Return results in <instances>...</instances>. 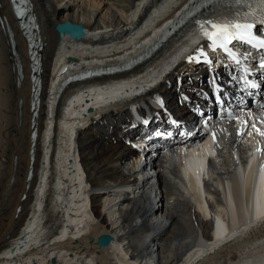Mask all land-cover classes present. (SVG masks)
Returning <instances> with one entry per match:
<instances>
[{
	"label": "bare ground",
	"instance_id": "bare-ground-1",
	"mask_svg": "<svg viewBox=\"0 0 264 264\" xmlns=\"http://www.w3.org/2000/svg\"><path fill=\"white\" fill-rule=\"evenodd\" d=\"M181 1L110 0L109 6H116L124 13L123 18L114 19L106 27L97 21H87L82 31L75 27L76 31L68 35L66 30L79 26L78 18L69 14L60 17L57 0H34L45 45L40 97L43 104L38 116L33 179L26 191L32 134L31 63L10 2L0 0V17L6 27L0 26V207L4 206L3 211L0 209V264H51L54 257L56 264H83L82 258L87 255L89 259L85 264H264V240L261 239H264V151H257L259 135L250 136L254 147L245 153L249 147L242 144L228 122L214 124L210 131L219 134L218 155L211 159L208 167L206 160L213 154L211 141L199 150L196 144L182 154L169 152L142 166L136 158L138 150L130 146L129 133L117 127L108 131L110 137L102 136L105 128H111L109 122L118 125L125 120L131 104L158 98L170 105L173 97L182 99L176 89L184 75L182 67L187 65L189 52L193 55L198 48L208 50V42L202 41L204 38L198 28L187 30L169 47L176 65L169 63L158 73L156 66L169 60L158 63L154 59L149 63L147 67H152L139 75L144 78L140 81L147 80L146 85L135 81L138 88L131 85L110 92L113 86L105 85L89 91L88 97L96 96L91 100L98 111H104L101 118L93 117L81 124L83 119H88L83 115L89 107L84 104L82 83L75 87L79 95L62 113L68 90L61 97L58 93L65 78L64 69L70 64L66 58L90 53L89 46L71 40L111 47L108 52L117 50L119 55L132 56L140 43L137 39L150 28L154 18L151 13L162 4ZM67 22L71 25L66 26ZM156 25L159 27L160 23ZM8 28L14 34L15 49ZM104 31L108 32L101 34ZM126 41L127 47L123 44ZM116 42L120 45L113 48ZM168 68L172 70L163 77ZM54 78L57 80L54 87L57 83L58 86L49 94ZM160 80V84L150 89ZM173 81L176 84L172 85ZM139 93L146 95L139 98ZM199 94L198 90H187L188 99L195 107L200 104ZM11 100L16 102L15 117ZM4 107L13 111L7 114ZM5 117H14V123L5 122ZM258 119L260 125H264L259 116ZM15 122L20 144L15 139L4 146L5 132L12 124L15 132ZM181 157L185 159L183 172ZM244 158L249 159L246 171L239 166L244 164ZM23 162L25 168L21 166ZM13 170L16 171L14 177ZM256 175L259 176L256 204L262 208L253 219L249 214L248 221H242L244 224L237 225L235 231L227 232L218 218L220 214H228L225 202L233 201L242 216V206L250 201ZM9 185L11 192L7 194ZM24 195L27 199L21 202ZM89 197L96 219L89 210ZM19 207L21 212L16 216ZM213 219L217 228L214 239L211 235ZM60 222H64L63 233L53 238ZM100 235H107L110 244H102ZM200 237L204 239L198 243ZM257 239L260 240L258 247H253ZM130 255L135 261L129 260ZM234 259L239 262L233 263Z\"/></svg>",
	"mask_w": 264,
	"mask_h": 264
},
{
	"label": "snow or ice",
	"instance_id": "snow-or-ice-1",
	"mask_svg": "<svg viewBox=\"0 0 264 264\" xmlns=\"http://www.w3.org/2000/svg\"><path fill=\"white\" fill-rule=\"evenodd\" d=\"M19 2L23 4L26 3L27 0H19ZM234 3L238 7L228 22L220 23L212 19H205L203 21L198 20L197 24L199 26L201 36L208 42L207 47L209 49L212 51L222 49L229 57L236 60L239 64L240 60L237 57V53L229 47V45H231L234 41H239L259 49H264V39L258 38V35L254 34V29L257 27L256 21H259L260 24L264 25V0H234ZM195 7L196 6L194 5L193 8L195 9ZM16 14L19 17H23L25 15L22 9H17ZM201 61L211 63L203 48H198L193 55L188 57L189 63H199ZM248 71V68L243 69L244 73H247ZM240 79L247 88L257 87L256 84L250 83L246 76L241 77ZM158 102L162 103V101ZM225 115L229 120H238L242 124L243 128L249 127V122L244 119L243 115L235 116L231 112H225ZM247 115L251 117L252 113L248 112ZM259 118L264 121V104L261 105ZM250 127L257 135L264 137V130L257 127L255 123H252ZM237 134L242 136L245 133L241 130ZM211 135L212 142L215 144L217 134L212 132ZM257 151L261 152V149L258 148Z\"/></svg>",
	"mask_w": 264,
	"mask_h": 264
},
{
	"label": "rangeland",
	"instance_id": "rangeland-1",
	"mask_svg": "<svg viewBox=\"0 0 264 264\" xmlns=\"http://www.w3.org/2000/svg\"><path fill=\"white\" fill-rule=\"evenodd\" d=\"M109 2H110V0H57V6H58L60 17H62V16L65 17L68 14L75 16L76 18H78L79 27H82L85 24V22H87V21H91V22L97 21L98 24H101L103 27H106V24H108L109 22H112L114 19H117V18H123V16H124V13L120 12L116 8V6L112 5V8H111L109 6ZM61 19H62V21H65L63 18H61ZM66 25H70L69 22H67ZM185 66L182 67V70L185 68ZM175 82L176 81H173L172 85L176 84ZM118 102H121V101H118ZM9 103L11 104L12 107H14V117H15L17 110L15 109L14 105H16V102L11 100V101H9ZM4 111H6L7 114H10L13 110H10L7 107H4ZM10 116H13V115H10ZM13 118L5 117V122H7V121L13 122L14 121ZM22 118H25V115L22 116ZM86 123H87V120H85V119H83L81 121L82 125H84ZM109 124L111 125V128L110 129L105 128L103 130L102 136H105V134L109 135L110 132H108V131H110L111 129H116L118 127L117 124L113 125L111 122H109ZM17 125L18 124L15 122V129H16L15 132L12 129V128H14L13 124H12L11 128L6 130L5 135H4L6 137H4V140H3L4 146H7L10 143V141L14 142L15 139H17V143L20 144L19 143L20 142V133H19V131L17 133V130H18ZM26 126H27V124H26ZM108 137H110V135ZM4 141L6 143H4ZM245 142L251 143L250 141H245ZM17 143H15V144H17ZM18 147H19V145L16 146L17 152H18V149H17ZM10 150H11V154H12L13 145H12ZM73 154H74V152H73ZM14 166H15V164H14ZM21 166H22V168H25L24 162L22 163ZM14 171L15 170H13V177L15 176L14 173H16V171L15 172ZM23 182H24V179H23ZM10 187H11V185H9V187L7 188V194L11 192ZM7 197L8 196L5 197V200L7 199ZM21 208H22V205H21ZM0 209H1V211H3L4 206L1 205Z\"/></svg>",
	"mask_w": 264,
	"mask_h": 264
},
{
	"label": "water",
	"instance_id": "water-1",
	"mask_svg": "<svg viewBox=\"0 0 264 264\" xmlns=\"http://www.w3.org/2000/svg\"><path fill=\"white\" fill-rule=\"evenodd\" d=\"M68 60H71V58H68ZM33 112L35 113V117L37 116V112H38V106H37V104H35V105H33V107H32V114H33ZM34 115V114H33ZM37 118V117H36ZM36 118H35V121L33 122V125H32V127H33V129H34V132L37 134L38 133V121H36ZM34 144H33V151H32V153L34 152ZM33 164H34V160H33V156L31 157V161H30V172H29V174H31L30 176H28V181H27V186H26V190H28L29 189V187H30V180H31V176H32V174H33ZM28 174V175H29ZM26 195H24L22 198H21V201H24L25 199H26ZM21 210V208L19 207L18 209H17V212H19ZM100 240L102 241V244H104V245H108L109 244V237L107 236V235H102L101 237H100Z\"/></svg>",
	"mask_w": 264,
	"mask_h": 264
}]
</instances>
